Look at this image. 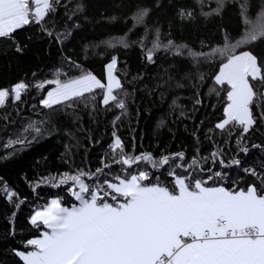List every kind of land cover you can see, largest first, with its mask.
<instances>
[{"label":"snow or ice","instance_id":"1","mask_svg":"<svg viewBox=\"0 0 264 264\" xmlns=\"http://www.w3.org/2000/svg\"><path fill=\"white\" fill-rule=\"evenodd\" d=\"M97 3L0 0L4 54L23 59L39 43L50 60L47 75L0 83V217L7 242L19 240L0 253V264H264V0H185L167 21L153 12L173 0H121L113 6L127 10L118 13ZM198 19L220 21L211 39H176L175 25L182 31ZM89 25L120 32L95 38ZM129 50L140 53L145 75L121 73L120 53ZM153 68L152 103L170 101L185 131L192 122L190 147L143 148V112L130 88ZM205 90L219 106L209 99L205 107ZM189 91L190 99L182 97ZM21 105L36 119L25 120ZM85 115L96 129L84 125ZM57 138L69 140L61 168L21 170L31 193L24 195L3 172Z\"/></svg>","mask_w":264,"mask_h":264},{"label":"trees","instance_id":"2","mask_svg":"<svg viewBox=\"0 0 264 264\" xmlns=\"http://www.w3.org/2000/svg\"><path fill=\"white\" fill-rule=\"evenodd\" d=\"M100 3L106 4V10L110 13H118L127 10V6L121 9H116L113 4L121 3V0H99ZM190 4L191 0H187ZM94 7H100L101 5L97 3V0H92ZM185 4V0H173L172 7L169 8L167 4H165L164 9L161 10L160 13L153 12L152 18L154 19L156 16H159L161 21H167L168 19H174V10L179 6H183ZM95 15V12H93ZM225 23L228 22V16H225ZM220 23V21H204L203 19H198L196 23L191 26H185L182 31H176L179 29L180 25H175L173 35L177 40L183 39L194 41L199 36L200 38L211 39L215 34V27ZM112 31L114 35L120 32L119 27H115L112 29L107 28L104 25L100 27H96L95 31H93V26L89 25L87 35L101 38L100 34L102 32ZM47 45L44 44H33L31 50L27 53L26 57L23 59H17L11 55L4 54L3 46H0V83L7 84L9 81H13L16 78H23L25 73L31 77V73L33 71H43L45 75L50 72V69L47 65L50 63L48 58H45L43 55V49H45ZM121 64L122 69L121 73L128 72L131 74V77H135L138 73L140 75H145V69L142 66V61L140 60V53L135 50H129L126 53L121 51ZM95 71L97 73L101 72V67L99 62L93 65ZM159 70L153 68L150 73L147 74V78L143 81H134L131 85L130 90L135 89L138 90V99L135 101V107L140 108L143 112V119L139 121L138 131L139 135L144 137L143 140V148L147 149L149 147L155 148L157 144L163 142L165 146L174 145L176 149L180 148L181 145L184 147L191 146V140L189 139V133L192 130L193 124L192 122L186 121L188 131H185V125L183 123H179V120L174 122L173 113L168 108V103L170 101L164 100L161 101L159 98H156V102L152 103L153 97L150 95L153 90L154 85L157 83L155 77L157 76V72ZM205 71L211 73L215 71L214 68H206ZM162 82V81H161ZM183 96H187V98H191V92L189 91L186 94H181ZM205 97V107H207V103L209 99L213 106H219L218 101L215 98H210L207 90L204 91ZM30 99V98H29ZM21 110H24V106L21 105ZM187 110L191 111V105L187 106ZM8 113L11 114V118L13 120L18 119L15 115L16 109L10 108ZM6 115L5 111L0 109V120L4 118ZM178 115V113H177ZM201 119H204L203 113H198ZM36 119L35 115L30 111L24 110V119ZM165 119L168 122V126L172 128V131L175 133V138L168 131V126L163 128H158L157 123L160 119ZM95 117H89L87 115L84 116V125L89 129H96V124L94 123ZM131 126L136 127V113L132 114ZM129 127V121L126 119L124 125H122V131L124 132V138L128 139L129 132L127 131ZM67 131V129H65ZM104 117H100V127L97 131V136L104 135ZM139 143V137L137 139ZM69 143V140L64 139L61 140L57 138L52 142H45L42 145H37L32 151L28 152L25 156L24 160L17 164L10 166L7 170L3 172L14 184H16L21 193L26 196H31L29 189L25 186V184L18 179V173L23 170L31 175L33 170L43 171L45 167L49 169L61 168L60 161V153L63 152V147L61 144ZM77 153L76 162L80 163V160L83 158V153L80 149H75ZM42 157H49V161L47 165H45ZM93 162H95V154H93ZM36 161H39V166L36 165ZM47 189L42 193L43 195L47 194ZM5 211V206L0 203V213ZM29 209L26 207L23 209L19 216V225L23 228L24 235H27V228L25 226V218L28 215ZM13 244H19V240L13 241L9 244L5 237V232L3 228V218L0 217V253L6 251V249L13 246Z\"/></svg>","mask_w":264,"mask_h":264}]
</instances>
